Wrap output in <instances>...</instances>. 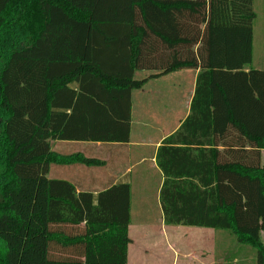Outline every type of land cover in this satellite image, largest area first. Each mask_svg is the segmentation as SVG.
Instances as JSON below:
<instances>
[{
  "label": "trees",
  "instance_id": "1",
  "mask_svg": "<svg viewBox=\"0 0 264 264\" xmlns=\"http://www.w3.org/2000/svg\"><path fill=\"white\" fill-rule=\"evenodd\" d=\"M255 18L254 0H0V264H128L131 185L50 178L105 164L52 141L128 143L132 92L182 69L199 73L156 154L164 223L229 231L264 264Z\"/></svg>",
  "mask_w": 264,
  "mask_h": 264
},
{
  "label": "crops",
  "instance_id": "2",
  "mask_svg": "<svg viewBox=\"0 0 264 264\" xmlns=\"http://www.w3.org/2000/svg\"><path fill=\"white\" fill-rule=\"evenodd\" d=\"M250 68H252L250 65L246 66V70H249ZM191 70L193 72L191 75V90L189 95L186 96L182 108L177 109L173 114L162 112V114L156 118L158 121L152 125L148 122L140 121L138 125L142 128L139 127V129L135 130L134 116L135 114L138 115V113H135L134 101L136 96L146 94V88L152 87L155 82L162 80L170 73L158 78L150 79L141 89L132 92L131 136L128 143L52 141L53 149L60 153L70 154L74 152H82L87 157L101 159L105 164L96 167L81 165H52L49 177L71 181L76 185L78 190L83 189L92 191L94 196H97L98 192L107 186L128 183L131 185L132 205L135 191L138 192L139 189V182L152 183V181H154L153 188L155 189V195L160 202V190L164 182V175L157 165L156 154L163 141L175 133L181 126L182 122L190 114L191 102L196 88V79L199 73V70ZM178 71L179 70L174 72ZM71 86L77 88V85L74 86L71 84ZM139 107V116H146V114H144V111L147 110L145 105L140 104ZM59 144H68L80 148L72 152H63V147H60ZM144 195L145 194L141 193L140 197H144ZM131 215L129 236L132 239V242L128 249V264H215L211 263V261L205 263L206 261L203 257H198L195 253L184 250L181 247L182 238H184L185 235L183 232L198 231L207 234L210 230L214 229L183 225H166L164 223L162 208L156 218V223H149L147 225L151 229H158L160 234H162V237L156 238L154 233V238L150 239V245L152 246L151 249L154 250V253L147 255L139 254L135 256V258L132 257V207ZM249 260V257L245 254H235L229 257L228 261L234 264H254L253 261L250 263ZM252 260H254V258Z\"/></svg>",
  "mask_w": 264,
  "mask_h": 264
},
{
  "label": "rangeland",
  "instance_id": "3",
  "mask_svg": "<svg viewBox=\"0 0 264 264\" xmlns=\"http://www.w3.org/2000/svg\"><path fill=\"white\" fill-rule=\"evenodd\" d=\"M254 10L256 18L254 21V38H253V59L250 64L252 68L264 69V0H254ZM151 72L146 70H138L135 77L143 79ZM191 69L179 70L166 75L162 80L146 88V94L136 96L135 98V114L134 130L139 129L140 121L155 124L162 112L173 114L177 109H181L185 103L186 96L191 90ZM76 83H73L74 86ZM140 104H144L147 110L144 111L146 116H139ZM142 108V106H141ZM155 116V117H154ZM141 117V119H140ZM142 128V127H140ZM63 147V152L75 151L79 148L68 144H59ZM65 145V146H63ZM82 148V147H81ZM152 183L139 182L138 192L135 191L133 199V228L131 231L133 244L131 246V255L135 256L147 255L154 253L150 245V239L162 237L160 232L147 226L149 223H156V218L161 212L159 199L155 195V189ZM145 194L140 197V194ZM138 194V196H137ZM135 220V222H134ZM145 225V226H144ZM181 247L184 250L195 253L198 257H203L208 263L226 264L229 257L239 254L247 255L250 263L256 264V249L247 244H241L236 237L229 231L210 230L209 233H200L198 231L183 232ZM261 239L264 243V230L261 232ZM162 249V247H161ZM254 258V260H252Z\"/></svg>",
  "mask_w": 264,
  "mask_h": 264
}]
</instances>
